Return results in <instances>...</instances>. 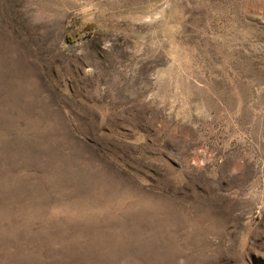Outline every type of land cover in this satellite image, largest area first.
<instances>
[{
	"label": "rangeland",
	"instance_id": "374dc122",
	"mask_svg": "<svg viewBox=\"0 0 264 264\" xmlns=\"http://www.w3.org/2000/svg\"><path fill=\"white\" fill-rule=\"evenodd\" d=\"M0 264H264V0H0Z\"/></svg>",
	"mask_w": 264,
	"mask_h": 264
}]
</instances>
